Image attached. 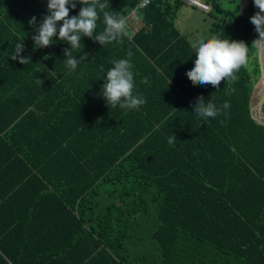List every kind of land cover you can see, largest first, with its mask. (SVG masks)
Returning <instances> with one entry per match:
<instances>
[{
	"label": "trees",
	"instance_id": "16d2710c",
	"mask_svg": "<svg viewBox=\"0 0 264 264\" xmlns=\"http://www.w3.org/2000/svg\"><path fill=\"white\" fill-rule=\"evenodd\" d=\"M143 1L101 0L122 15ZM81 7L69 5L70 17ZM173 13L151 0L132 39L102 46L82 36L73 55L88 60L70 70L58 36L34 48L28 21L47 15V0H0V264H264L254 0L212 29L248 46L236 79L219 88L186 76L198 45ZM104 27L100 13L94 36ZM20 41L26 65L10 58ZM119 59L130 60L133 94L146 100L138 109H110L99 95ZM201 95L214 118L193 113Z\"/></svg>",
	"mask_w": 264,
	"mask_h": 264
},
{
	"label": "clouds",
	"instance_id": "9594fccd",
	"mask_svg": "<svg viewBox=\"0 0 264 264\" xmlns=\"http://www.w3.org/2000/svg\"><path fill=\"white\" fill-rule=\"evenodd\" d=\"M77 4L82 5L78 15L70 17L69 5L75 9ZM254 5L259 11L250 18V22L255 26L258 39L254 40L252 45L264 47V0H254ZM106 7L107 5L101 0H47V15L39 22L35 16L28 21L34 31L32 36L34 48H48L58 36L60 41L70 45V50L65 49V64L70 70H75L80 63L88 60L85 53L78 57L73 55V52L81 47L82 36L93 39L94 42L104 46L119 41L122 36L127 35L126 17L105 11ZM100 13L103 14L105 27L100 34L94 36ZM23 52L24 43L20 41L13 49L11 60H18L20 64L26 65L31 57L25 58L22 55ZM247 53L248 46L243 41L216 37L201 41L196 46L194 67L186 73V76L193 85H212L219 88L222 81L229 78L236 79L235 72L246 64ZM128 55L130 57L131 52ZM112 63L113 67L108 70L99 95L110 109L117 106L127 110L138 109L146 103V100L133 94L134 76L130 60L119 59ZM143 82L147 83V78ZM193 103L195 105L193 113L198 118H214L218 114L219 110L215 104L211 100L205 102L202 95L197 97ZM223 107L227 109L229 104L225 103ZM175 139L174 135L169 139V143H173Z\"/></svg>",
	"mask_w": 264,
	"mask_h": 264
},
{
	"label": "rangeland",
	"instance_id": "374dc122",
	"mask_svg": "<svg viewBox=\"0 0 264 264\" xmlns=\"http://www.w3.org/2000/svg\"><path fill=\"white\" fill-rule=\"evenodd\" d=\"M165 1L171 6L172 10H176V13L172 14L174 26L178 28L194 46L198 45L201 41L210 39L213 34L212 29L214 25L223 20L228 21L230 18L228 15H244L250 3V0H180L181 4L176 8V4L179 0ZM206 2L209 3L207 9H211L209 12L205 11L204 7L199 6V4H205ZM218 7L221 11H218ZM227 12H230V14H227ZM127 13L128 11L123 15L125 16ZM256 59L258 62V51L253 55L250 61L253 63ZM253 69L254 66L251 64L249 70L254 73L253 91L255 92V86L259 82L261 72H259L258 77L256 72H253ZM259 112L260 109L256 108V114Z\"/></svg>",
	"mask_w": 264,
	"mask_h": 264
},
{
	"label": "built area",
	"instance_id": "2783aa9c",
	"mask_svg": "<svg viewBox=\"0 0 264 264\" xmlns=\"http://www.w3.org/2000/svg\"><path fill=\"white\" fill-rule=\"evenodd\" d=\"M150 1L151 0L143 1L137 8L130 9L128 13L125 15L127 20L126 36L129 37L130 39H132V37L144 26L139 13L142 9H144L147 5L150 4ZM199 6L204 7V10L207 12L211 10V9H207L209 7L207 5L199 4Z\"/></svg>",
	"mask_w": 264,
	"mask_h": 264
},
{
	"label": "water",
	"instance_id": "95a60500",
	"mask_svg": "<svg viewBox=\"0 0 264 264\" xmlns=\"http://www.w3.org/2000/svg\"><path fill=\"white\" fill-rule=\"evenodd\" d=\"M255 11L256 13L258 12V8L255 7ZM258 46V45H257ZM258 50V63H259V69H260V72H261V69H262V66H263V56H264V47H261L260 49L257 48ZM253 95H254V91L252 93V96H251V101H250V107H251V115H252V118L254 119V121L259 124V125H263L264 126V91H263V95H262V98L259 102V105H258V108L260 109V112L258 114H255L254 113V110H253V107H252V100H253Z\"/></svg>",
	"mask_w": 264,
	"mask_h": 264
},
{
	"label": "bare ground",
	"instance_id": "6f19581e",
	"mask_svg": "<svg viewBox=\"0 0 264 264\" xmlns=\"http://www.w3.org/2000/svg\"><path fill=\"white\" fill-rule=\"evenodd\" d=\"M258 11H259V9H258ZM257 48L260 49L261 46H257ZM263 60H264V56H263ZM263 91H264V62H263V66H262V69H261V76H260L259 82L255 86V92H254L253 100H252V107H253V110H254L255 114H256V108H258L259 102H260V100L262 98Z\"/></svg>",
	"mask_w": 264,
	"mask_h": 264
}]
</instances>
